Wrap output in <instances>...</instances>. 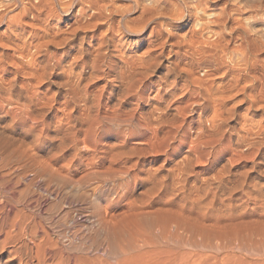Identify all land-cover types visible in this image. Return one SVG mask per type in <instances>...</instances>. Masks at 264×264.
I'll return each mask as SVG.
<instances>
[{"label": "rangeland", "instance_id": "1", "mask_svg": "<svg viewBox=\"0 0 264 264\" xmlns=\"http://www.w3.org/2000/svg\"><path fill=\"white\" fill-rule=\"evenodd\" d=\"M0 80L33 95L50 132L79 115L81 98L112 92L131 118L111 125L115 141L138 149L129 186L100 192L90 182L67 200L34 182L39 167L65 164L82 177L107 141L86 149L76 128L80 144L63 156L36 142L38 132L19 140L15 190L0 185V223L18 211V226L24 218L47 229L66 249L77 228L99 227L94 213L127 227L181 221L207 227L210 242L264 245V0H0Z\"/></svg>", "mask_w": 264, "mask_h": 264}, {"label": "bare ground", "instance_id": "2", "mask_svg": "<svg viewBox=\"0 0 264 264\" xmlns=\"http://www.w3.org/2000/svg\"><path fill=\"white\" fill-rule=\"evenodd\" d=\"M137 4H140V2L137 1ZM158 14L161 15L162 11L157 12ZM142 30L140 29V31ZM135 31L137 32V30ZM40 43L39 41L34 47H40ZM36 76L38 81L41 82L47 76V72L40 73ZM6 85L0 80V110L3 109V105L10 108L6 111L5 116H3L9 119H6L5 124H1L0 122L1 186L6 185L10 190L14 188V174L19 169V166L14 163V156L19 149V140H23L24 142L26 138L32 136L35 132H38V134H34L37 136L36 142L38 140L39 143L44 142L46 149L51 152L61 153L63 156L73 146H79L80 142L86 149L92 148L95 150L101 148V145L105 141L108 143L105 146L107 150L105 151V155H96L93 158L96 160L92 163L90 160H87V162H90L88 163L90 165H85L89 166L90 169L87 173L84 172V176L82 177H78L76 170L72 169L68 163L66 164L69 166V169H66L67 166L62 168L65 164L61 168H54V165V167H39V179L36 180L35 178L34 182H42L45 191L56 198L61 194L67 200L73 199L77 196L78 188L90 182L97 183L99 189H96V191L100 190L101 192L105 184H112L111 187L113 188L117 186H129L132 180L136 179V173L134 172L137 163L132 161V154L138 151V149L135 150L137 147H133L132 149L126 150L125 145L127 144V140L124 139L122 142L115 141L118 139V136L113 133V128H111L113 123L119 126L129 125L131 124V118L130 116H126L121 108L114 106L115 104L112 98L114 94L112 92L107 96V101L99 99L92 102L93 99L81 98L83 106L81 107L79 115L76 117L71 116L70 123L67 127L61 124L57 130L50 132L48 131L47 122L43 118L45 109L34 100L33 95H30L21 86H15L16 84L14 83L8 86ZM200 85L206 91H210L208 85L205 83H201ZM3 117L0 116V119ZM19 123L24 124V129L18 131L20 132V136H16V129H18ZM41 125L42 127L38 130V127ZM76 128H79L83 132V137L80 136V142L79 138L77 139L79 132L73 133V130ZM91 139H94L93 142L90 141ZM71 159L74 160L75 158ZM93 159L91 158L92 161ZM105 160L107 163L109 162L107 167L103 165ZM47 165H49L48 162ZM6 166H9L10 169L3 171V167ZM76 166L74 165L76 169H79ZM7 200L11 202L12 199L9 198ZM5 210L8 211L9 209ZM18 213L20 212L17 211L14 214L15 216L13 215L14 217L11 218L10 213L7 212L6 219L0 223V264H264V245L255 243L254 240L253 243H246V241L235 242L232 238H227L221 243L210 242L208 239V228L205 226L196 227L198 225L193 224L194 227H192L193 225L189 227V224V226L186 223L182 225L180 221V223H175L173 226L171 224V226L168 225L167 227L164 224H158L157 221L154 222V220L153 222H149V224L147 223L148 225L144 227L140 224L143 220L141 219V221V217H139L141 222L137 219H134V221L137 220L138 222L136 223H139L141 226L127 227L126 225L120 226L111 223L113 221L110 219L111 217L108 220L107 217H103L105 215L102 216V213H94L97 215L98 228L81 231L76 227L77 229L69 236L71 242L69 246L72 245V247L70 246V249H66L67 247L63 248L59 245L58 240L52 238L51 233L47 229L40 230L36 224L28 226V221H22L24 218H22L18 226V218L16 219ZM65 213L67 214L68 212L66 211ZM145 215L143 216L144 220V217H147ZM114 217L117 218V214ZM153 219L151 217V220ZM5 223L9 224L4 226ZM76 238H79L81 241V244L79 243L80 245L73 244V239ZM86 240H89L90 243Z\"/></svg>", "mask_w": 264, "mask_h": 264}]
</instances>
